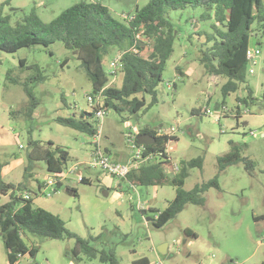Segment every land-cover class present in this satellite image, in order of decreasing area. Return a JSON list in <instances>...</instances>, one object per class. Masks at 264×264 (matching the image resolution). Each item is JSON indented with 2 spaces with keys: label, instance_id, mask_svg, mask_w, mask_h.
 I'll use <instances>...</instances> for the list:
<instances>
[{
  "label": "rangeland",
  "instance_id": "obj_1",
  "mask_svg": "<svg viewBox=\"0 0 264 264\" xmlns=\"http://www.w3.org/2000/svg\"><path fill=\"white\" fill-rule=\"evenodd\" d=\"M5 1L0 0V6ZM8 1L3 13L10 15L11 23L15 24L33 10L48 23L82 0ZM87 1L101 2L115 18L125 21L124 15L134 14L150 0ZM204 13L201 7L168 10L167 17L174 24L177 37L174 52L156 87V101L153 103V96L146 94L145 105L136 113H131L122 102L118 103L125 108L122 110L109 106L100 124V144L113 159L126 162L132 154L126 132L137 133L145 127L169 132L174 127L178 139L169 149L173 160L181 163L203 158L201 167H188L184 189L218 179L219 188L211 187L204 192L206 203L186 204L176 217L157 228L151 219L175 197L176 185L168 182L132 186L99 167L82 168L80 173L90 179L87 183L72 179L64 182L51 197L34 198V207L60 215L67 228L79 236L89 238L103 233L96 244L99 248L112 249L118 264H134L143 257L150 264L264 262V105L259 106L262 103L257 101V105L246 106L238 100L247 95L249 86L259 99L264 94V31L257 23L252 26L250 45L261 50L254 65L255 73L248 70L247 84L224 96L222 86L227 79L208 75L201 62L203 51L211 44L203 46L205 40L196 31L213 32L214 22L203 19ZM116 51L111 48L104 58L107 72ZM121 64L120 79L113 83L118 87L123 78L122 60ZM33 65L42 69L43 80L34 81L38 73ZM26 82L32 89V98L24 89ZM93 92L81 61L61 41L49 46L23 47L15 52L0 51L1 178L5 176V181L18 185V191L36 192L37 181L43 182L51 174L45 161L29 162L32 139L40 140L45 146L52 141V149L60 147L69 151L68 167L89 161L95 136L64 126L56 118L90 109L87 96ZM142 96L138 94L139 98ZM239 105L241 116L237 117ZM223 106L228 113L222 114L219 121L220 115L206 112V109L220 112ZM90 120L96 126V119L90 117ZM231 141L239 144L242 155L254 162L253 170L249 171L244 162L219 170L218 157L231 150ZM36 174L37 180L32 178ZM73 189L77 195L70 193ZM6 200L0 195V203ZM139 200L147 209L145 215L138 208ZM186 228L197 237L186 235ZM24 240L37 247L38 252L35 257L24 255L15 264H102L99 258L90 261L84 257L80 261L73 257V238L53 239L27 233ZM162 244H168L167 254L159 251ZM0 264H10L1 230Z\"/></svg>",
  "mask_w": 264,
  "mask_h": 264
},
{
  "label": "trees",
  "instance_id": "obj_2",
  "mask_svg": "<svg viewBox=\"0 0 264 264\" xmlns=\"http://www.w3.org/2000/svg\"><path fill=\"white\" fill-rule=\"evenodd\" d=\"M8 2L7 0L0 6V51L15 52L23 47L36 44L49 46L61 41L81 61L93 84V93L104 89L102 95L107 108L112 105L118 110L125 109L118 104L122 102L131 113L138 112L145 105L146 94L153 96V103L156 101V87L174 52L177 31L167 17L168 10L201 7L205 9L202 18L214 20L213 32L196 31V34L204 38L203 46L211 44L201 57L207 74L227 79L222 86L224 96L236 92L242 84H247V51L251 46L252 26L257 23L264 31V0H150L141 9H136L134 19L127 22L115 18L109 8L99 1L82 0L66 8L48 23L43 22L33 10L15 24L11 23L10 15L3 13L4 5ZM139 36L151 39L152 46L147 56L133 51ZM111 48H116L117 53L123 52V78L119 87L109 85L110 73L104 68V58ZM63 63L66 64L67 59ZM33 68L38 73L34 76V81L43 80V71L39 65H33ZM24 89L32 98V89L27 82ZM247 89V95L238 100L246 106L257 105V101H261L259 106H263L264 94L259 99L250 86ZM138 94L143 96L139 98ZM240 116L241 110L238 107L237 117ZM90 117H93V113L89 116L88 112L83 111L79 116H57L56 120L64 126L94 136L97 126ZM177 139L176 135H160L158 131L148 127L141 129L137 134V141L145 147L144 157L150 156V159L123 179L132 186H158L168 182L176 185L175 197L165 209L157 210L151 219L157 228L176 217L186 204H205L204 192L211 187H220L215 177L190 190L184 189L188 167H201L203 158L178 162L179 169L176 171L175 161L167 153V146ZM230 143L231 150L218 157L219 170L223 171L239 162H244L249 171L253 170L254 162L242 155L241 146L232 141ZM53 144L48 141L49 146H45L40 140L32 139L28 151L29 162L45 161L49 172L63 171L67 165L68 151L60 147L52 149ZM89 181L86 177L82 180L85 183ZM18 189V185L5 183L0 178V194L10 193L9 199L0 204V230L10 264H15L26 254L36 256L38 248L28 245L24 240L27 233L53 239L73 238L75 245L71 254L77 260L82 261L84 257L90 261L99 258L102 264H118L116 253L112 249L99 248L96 244L100 243L103 233L89 238L79 236L67 228L60 215L43 207H34V199L26 200L17 196ZM140 211L145 215L147 209ZM184 232L188 236L197 237L190 228H186ZM134 264H150V261L143 257L135 260Z\"/></svg>",
  "mask_w": 264,
  "mask_h": 264
},
{
  "label": "built area",
  "instance_id": "obj_3",
  "mask_svg": "<svg viewBox=\"0 0 264 264\" xmlns=\"http://www.w3.org/2000/svg\"><path fill=\"white\" fill-rule=\"evenodd\" d=\"M125 21H132L134 19V14L132 15H124ZM137 45L134 47L133 51L136 53H141L145 56L148 55L152 42L149 38H144L142 36H139L136 40ZM261 54L260 48L257 46H250L247 51V58L249 61V72L255 73L254 65L257 63V58ZM123 55V52L117 53L115 58H113L110 62V82L109 85L114 86V82L119 78V68L122 66L121 64V57ZM174 84V83H173ZM169 87L171 84H168ZM172 87V86H171ZM103 90H100L99 93H91L87 96L88 105L91 107L90 109H87L86 112L92 115L93 118L96 119V126L97 131L95 136V141L93 142L94 148L91 153V158L87 162H76L70 167L66 166L63 171L57 172V173H51L47 176V178L40 183L39 188L36 192L25 190V191H18L16 194L19 197H22L23 199L30 200L34 199L38 196H45V197H51L54 195L59 187L66 181L69 180H77L81 181L85 178L80 171L82 168L86 169L89 167H99L101 168L105 173H107L110 176L118 177L121 179L126 178L133 170H136L140 167V165L147 159H150V156L144 157V151L145 147L142 144H139L137 141V133H134L132 131H128L125 133V137L127 138V142L129 147L131 148V156L127 162H119L114 160L109 153L102 148L100 144L101 139V120L104 118V116L107 113V104L105 102L104 96L102 95ZM241 104V103H239ZM240 107V105H239ZM207 113L210 114H218V121L221 118L222 114H227L228 109L227 107L223 106L221 108L220 112H212L209 109H206ZM90 115V116H91ZM237 115V113H236ZM175 128H171L169 132H163L162 129L158 130V134H169V135H175ZM252 134H254L252 132ZM171 143L170 142L167 146V153H169V149H171ZM174 169L177 171L179 169L178 162H174ZM138 208L140 210L146 209V207L143 205V203L139 200L138 201ZM197 264V263H194Z\"/></svg>",
  "mask_w": 264,
  "mask_h": 264
},
{
  "label": "crops",
  "instance_id": "obj_4",
  "mask_svg": "<svg viewBox=\"0 0 264 264\" xmlns=\"http://www.w3.org/2000/svg\"><path fill=\"white\" fill-rule=\"evenodd\" d=\"M116 52H117V51H116ZM213 76H216V75H212V77H213ZM119 79H120V75H119ZM83 111H86V110H81V112H83ZM81 112H80V113H81ZM80 113H76V112H75L74 114H76L77 116H79ZM68 116H70V115H68ZM104 149L108 152V149H107V148H104ZM69 155H70V153H69V151H68V156H69ZM114 160L118 161L117 159H114ZM128 160H129V158L127 159V161H128ZM127 161H126V162H127ZM47 172L49 173V171H47ZM29 174H32V173H29ZM34 176H35V177H34ZM34 176H33L32 178L35 179V180H37V177H36V176H38V174H36V175H34ZM0 178H1V175H0ZM6 178H7V177L3 176V179H2V178H1V179H2L5 183H13V182H11V181H5ZM86 178H87V177H86ZM89 180H90V179H89ZM40 183H41L40 181H37V187H38V188H39ZM13 184H14V183H13ZM9 194H10V193H8L7 195H2V194H0V195L6 197L7 200H8V199H9ZM7 200H6V201H7ZM6 201H4V202H6ZM4 202H2V203H4ZM2 203H0V204H2ZM147 219H148V218H147Z\"/></svg>",
  "mask_w": 264,
  "mask_h": 264
},
{
  "label": "water",
  "instance_id": "obj_5",
  "mask_svg": "<svg viewBox=\"0 0 264 264\" xmlns=\"http://www.w3.org/2000/svg\"><path fill=\"white\" fill-rule=\"evenodd\" d=\"M91 114H89L90 116ZM71 194L76 195V191H70ZM108 194V192L106 193V195ZM149 219V218H148ZM159 251L163 254H167L168 253V244H162L159 247Z\"/></svg>",
  "mask_w": 264,
  "mask_h": 264
}]
</instances>
